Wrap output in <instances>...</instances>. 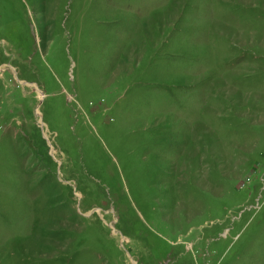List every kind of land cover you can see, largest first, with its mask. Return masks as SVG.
<instances>
[{
  "label": "rangeland",
  "instance_id": "1",
  "mask_svg": "<svg viewBox=\"0 0 264 264\" xmlns=\"http://www.w3.org/2000/svg\"><path fill=\"white\" fill-rule=\"evenodd\" d=\"M0 264H264V0H0Z\"/></svg>",
  "mask_w": 264,
  "mask_h": 264
}]
</instances>
